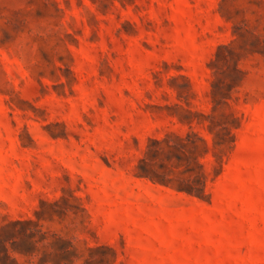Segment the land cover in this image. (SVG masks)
Segmentation results:
<instances>
[{"label":"rangeland","instance_id":"374dc122","mask_svg":"<svg viewBox=\"0 0 264 264\" xmlns=\"http://www.w3.org/2000/svg\"><path fill=\"white\" fill-rule=\"evenodd\" d=\"M0 264H264V0H0Z\"/></svg>","mask_w":264,"mask_h":264},{"label":"trees","instance_id":"16d2710c","mask_svg":"<svg viewBox=\"0 0 264 264\" xmlns=\"http://www.w3.org/2000/svg\"><path fill=\"white\" fill-rule=\"evenodd\" d=\"M203 176H204V174L202 173L201 177H203ZM201 177L200 176L197 177L196 181H198V182L201 181V179H200ZM190 187H191L190 190H189L190 194L196 195V196H200L201 195V193L203 191V188H198V187H194V186H190Z\"/></svg>","mask_w":264,"mask_h":264}]
</instances>
